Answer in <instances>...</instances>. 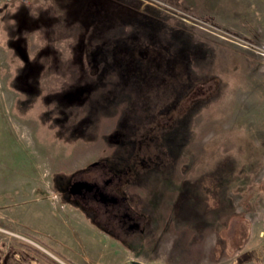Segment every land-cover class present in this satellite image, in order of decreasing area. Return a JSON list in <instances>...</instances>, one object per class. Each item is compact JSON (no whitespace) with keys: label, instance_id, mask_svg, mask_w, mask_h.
<instances>
[{"label":"rangeland","instance_id":"obj_1","mask_svg":"<svg viewBox=\"0 0 264 264\" xmlns=\"http://www.w3.org/2000/svg\"><path fill=\"white\" fill-rule=\"evenodd\" d=\"M96 163L144 220L133 249L69 193ZM110 243L264 264V0H0V264Z\"/></svg>","mask_w":264,"mask_h":264},{"label":"flooded vegetation","instance_id":"obj_2","mask_svg":"<svg viewBox=\"0 0 264 264\" xmlns=\"http://www.w3.org/2000/svg\"><path fill=\"white\" fill-rule=\"evenodd\" d=\"M99 169L95 175L86 174L73 177L69 193L95 227L119 242L121 247L133 249L140 245L145 223L142 217L133 212L126 200L112 186L114 174L105 163H96L90 169ZM111 176H110V175ZM106 177V178H105ZM77 184H85L73 192Z\"/></svg>","mask_w":264,"mask_h":264},{"label":"crops","instance_id":"obj_3","mask_svg":"<svg viewBox=\"0 0 264 264\" xmlns=\"http://www.w3.org/2000/svg\"><path fill=\"white\" fill-rule=\"evenodd\" d=\"M63 211H64V216H66L67 213H68L67 209H64ZM92 234H95V233L92 232ZM96 236H97L98 242L100 244L101 237L95 234L94 237H96ZM103 248L105 249V251L97 259L103 260L106 264H111L110 263L111 262V258L110 257H114V259L119 258L118 254H121V256H122L121 259L122 260L117 262V264H166V263H163V262H160V263L159 262H154L152 260H140L139 261V260H133V259L127 258L126 254L123 253L120 250V248L118 249L115 246L112 247L111 243L106 248L105 247H103ZM121 248L123 250H127L126 248H123V247H121ZM63 249H64V252H66V253L68 252V254H69L68 258H69L70 261H72V262H76L77 261V259L73 257L74 252H72V250L69 249V247H67L66 249H65V247H63ZM116 249L119 250L118 252H120V253L117 254L116 251H115ZM170 264H176V263H170Z\"/></svg>","mask_w":264,"mask_h":264},{"label":"trees","instance_id":"obj_4","mask_svg":"<svg viewBox=\"0 0 264 264\" xmlns=\"http://www.w3.org/2000/svg\"><path fill=\"white\" fill-rule=\"evenodd\" d=\"M182 196H184V195H182ZM187 201H188V199H187ZM193 204L195 205V202H193ZM194 208V210H192V211H186V207L183 205V207H182V212L183 213H185L186 215H189V216H191V214H194V212H195V206L193 207ZM196 213V212H195Z\"/></svg>","mask_w":264,"mask_h":264},{"label":"water","instance_id":"obj_5","mask_svg":"<svg viewBox=\"0 0 264 264\" xmlns=\"http://www.w3.org/2000/svg\"><path fill=\"white\" fill-rule=\"evenodd\" d=\"M82 187H86V185L85 184H77V185H75L74 188H73V192L74 193L77 192V190L82 188Z\"/></svg>","mask_w":264,"mask_h":264},{"label":"built area","instance_id":"obj_6","mask_svg":"<svg viewBox=\"0 0 264 264\" xmlns=\"http://www.w3.org/2000/svg\"><path fill=\"white\" fill-rule=\"evenodd\" d=\"M3 1H6V2H11V1H13V0H3ZM97 264H99V263H97Z\"/></svg>","mask_w":264,"mask_h":264}]
</instances>
